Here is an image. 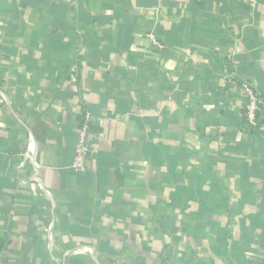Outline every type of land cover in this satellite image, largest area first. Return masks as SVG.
Returning <instances> with one entry per match:
<instances>
[{
	"label": "crops",
	"instance_id": "0c3cea01",
	"mask_svg": "<svg viewBox=\"0 0 264 264\" xmlns=\"http://www.w3.org/2000/svg\"><path fill=\"white\" fill-rule=\"evenodd\" d=\"M244 83L264 99V0H0V264H62L52 223L97 257L65 264H264Z\"/></svg>",
	"mask_w": 264,
	"mask_h": 264
},
{
	"label": "built area",
	"instance_id": "2783aa9c",
	"mask_svg": "<svg viewBox=\"0 0 264 264\" xmlns=\"http://www.w3.org/2000/svg\"><path fill=\"white\" fill-rule=\"evenodd\" d=\"M260 0H249L252 6L258 4ZM154 41V45L158 49H162L163 45L157 40L154 35L150 36ZM243 93L246 97L245 103V118L249 128H257L261 123L264 122V99L256 91L254 86L250 83H244L242 86ZM91 118L89 115L86 116L84 123L79 127L78 140L75 148V159L72 164V169L76 172H86L89 169V159L92 155V144H91ZM28 151L25 154L26 159H33L35 154L34 142L30 144ZM34 167L37 169V164L34 163ZM40 181V180H39ZM54 224L52 223L48 228L47 242L50 245L51 253L54 254L55 259L58 263L65 264L66 261L74 254L86 253L92 258H97L94 251L87 249L86 251H66L61 253L58 248L56 241V235L54 234Z\"/></svg>",
	"mask_w": 264,
	"mask_h": 264
},
{
	"label": "bare ground",
	"instance_id": "6f19581e",
	"mask_svg": "<svg viewBox=\"0 0 264 264\" xmlns=\"http://www.w3.org/2000/svg\"><path fill=\"white\" fill-rule=\"evenodd\" d=\"M38 185L41 187L42 185L40 183H38Z\"/></svg>",
	"mask_w": 264,
	"mask_h": 264
},
{
	"label": "trees",
	"instance_id": "16d2710c",
	"mask_svg": "<svg viewBox=\"0 0 264 264\" xmlns=\"http://www.w3.org/2000/svg\"><path fill=\"white\" fill-rule=\"evenodd\" d=\"M252 129H254V128H252Z\"/></svg>",
	"mask_w": 264,
	"mask_h": 264
}]
</instances>
